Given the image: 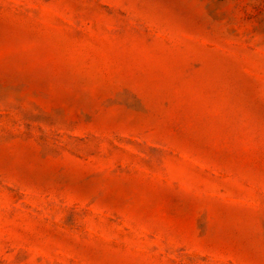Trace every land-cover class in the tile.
Here are the masks:
<instances>
[{"label": "rangeland", "instance_id": "obj_1", "mask_svg": "<svg viewBox=\"0 0 264 264\" xmlns=\"http://www.w3.org/2000/svg\"><path fill=\"white\" fill-rule=\"evenodd\" d=\"M0 264H264V0H0Z\"/></svg>", "mask_w": 264, "mask_h": 264}]
</instances>
